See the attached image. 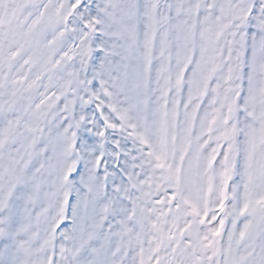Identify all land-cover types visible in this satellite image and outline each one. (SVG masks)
Listing matches in <instances>:
<instances>
[{"label":"snow or ice","instance_id":"obj_1","mask_svg":"<svg viewBox=\"0 0 264 264\" xmlns=\"http://www.w3.org/2000/svg\"><path fill=\"white\" fill-rule=\"evenodd\" d=\"M0 264H264V0H0Z\"/></svg>","mask_w":264,"mask_h":264}]
</instances>
